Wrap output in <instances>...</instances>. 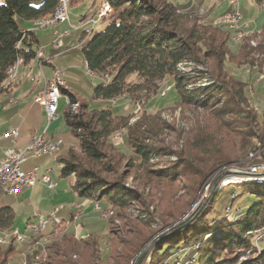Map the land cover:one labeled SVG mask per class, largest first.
Masks as SVG:
<instances>
[{"label":"trees","instance_id":"1","mask_svg":"<svg viewBox=\"0 0 264 264\" xmlns=\"http://www.w3.org/2000/svg\"><path fill=\"white\" fill-rule=\"evenodd\" d=\"M253 1L257 6L264 5V0ZM59 3L0 1V93L9 89L4 88L9 69L21 57L24 64H29L37 56L34 30L21 31L16 16L35 23L53 15ZM104 3L109 7L102 18L105 27L93 32L82 46L86 68L101 79L94 97H124L136 106L161 93V82L169 77L177 101L210 111L236 145L223 148L225 153L223 149L218 152L217 145L205 144L202 137H197L196 145L178 153L170 146L151 142L155 133L141 131L139 125L143 124H129L128 115L91 109L63 87L69 100L64 119L77 144L64 154L59 149L57 161L62 177L74 176L71 187L77 196L93 200L103 210L111 206L114 214L108 223L134 201L142 203V194L125 185L129 171L124 166L135 164L113 143L116 132L127 130L128 144L141 164H150L154 155H176L163 166L148 168L141 184L154 180L175 184L186 177L189 197L180 199L167 213L157 212L136 243H123L127 246L123 251L114 248L101 252L93 233L77 237L72 230L59 235L55 231L52 235L56 236L45 244L47 257L40 264H136L135 257L152 236L180 219L216 172L233 164L242 169L264 164V113L259 108L261 104L264 108V33L257 47H252L248 34L234 44L233 31L223 25L201 23V17L194 15L198 9L184 12L169 0ZM192 62L205 69L194 73L181 70L180 66ZM243 66L250 68L245 76L235 72ZM14 217L12 207L0 208V234L12 230ZM188 221L180 222L177 231L153 246L141 264H264V180L218 184L201 211ZM18 253L13 238L9 244H0V264H9Z\"/></svg>","mask_w":264,"mask_h":264},{"label":"rangeland","instance_id":"2","mask_svg":"<svg viewBox=\"0 0 264 264\" xmlns=\"http://www.w3.org/2000/svg\"><path fill=\"white\" fill-rule=\"evenodd\" d=\"M0 1L3 2L4 0ZM169 1L177 4L184 12L189 9H198L194 15L201 17V23L223 25L224 29L225 27L226 29L232 28L230 29L233 31L232 43H238L245 34L252 37V47H257L258 44L262 42L261 34L264 33V5L257 6L253 0H237V7L243 16V22L249 25H247V29L242 30L239 29L240 26L231 27L229 23L227 24L225 22L224 17L226 16L223 15L233 8L229 0ZM95 6L98 8L100 7L99 0H97L96 3L95 0L69 2L71 22L75 27H71L68 22H62L61 20V22L58 20L56 24H46L43 26V24H36V22L33 23L30 20L16 16L21 28L36 31V35L40 39L39 48L45 49L46 57L52 58L54 68L50 67L45 69L46 74L51 75L52 72H54L53 70L56 69L55 77L58 75V71L62 72V76L66 79L67 87H69L81 100L85 101L91 109H111L114 115H128L130 117L128 122L131 125H136L137 123L143 124L142 126L139 125V129H141V131H153L155 133L153 139L155 140H151V142L155 144L170 146L179 153L185 149L192 148L193 145H196L197 137H202V141L205 144H210L211 142L217 145L218 152L223 148H226L225 150L232 149V147L236 145L234 139L229 134L227 136V132L219 128L210 111L183 106L177 101L178 95L172 84L173 81L172 79L170 80L169 77L161 82V93H157L150 99H145L144 102L136 106L132 105V103L124 97L117 100L96 99L94 97V88L101 79L98 76H93L85 66L81 46H79L81 30L76 28L80 25V16L86 14L92 15L95 12ZM97 14H99V12ZM37 25L46 28H36ZM105 25L106 22L98 21L94 33L101 31ZM56 30L59 32L71 31V35L65 39L64 46L60 49L63 53L62 55H57L59 51L56 50L53 43V33ZM38 53L37 56L39 55ZM38 57L40 59V64H42L43 56ZM256 57H258V55ZM20 67L21 65L19 68ZM180 67L181 70H185L187 73H194L197 70L205 69L203 65L194 62ZM19 68L15 79L17 78ZM235 72L241 74V76H245L246 73L250 72V68L249 66H243L240 69H236ZM35 73H38L37 69ZM170 85L172 88H169ZM44 88L39 93L37 100H39L43 94ZM250 93L253 95V90L250 91ZM32 98L33 95L27 98L26 102H30ZM23 100H25V98L21 99V102H23ZM67 107L68 97L61 93L57 118L47 126L48 122L46 117L41 116L37 122L38 125L35 134L42 135L45 132L53 134L51 140L60 143V154H64L70 146L77 144V140L73 137L64 119V112ZM259 108L261 110L260 112L264 113L262 104ZM11 109V106H6L1 103L0 127L5 125V123L6 125H10L12 123L11 121L16 119L23 120V112L20 113L18 110L14 111ZM112 138L114 145L126 153L127 160L135 164V166L131 164L124 166V168L129 171L125 185L137 189L142 194V203L134 201L128 208L120 210L121 216L115 214L112 223H108V221H110L109 219L114 214V211L110 208L111 206L103 210L100 206H96L93 200L86 206L84 203H88L89 201L77 196L72 190L71 186L74 182V176L62 177L60 172L61 164L59 161L55 160L53 156L48 155L47 157L40 158L37 162L40 164L41 168H53L52 175L57 185L55 184V187L50 189L46 184L40 182L33 188H23L17 193L18 195H25L23 198L24 203L18 207L27 208L23 211H17L14 226L16 229L22 228L25 216L30 212L32 213L33 209L48 213L54 210L55 207L60 206L62 209L60 215L65 216L66 219L60 222L61 218L59 219V216H57L55 220L50 221L43 231L39 233L42 235L37 234L31 239L29 246L27 245L28 243L26 245H20L15 241V236H13L15 229L0 234V237L8 238L6 242H0V244H9L13 238L14 243L20 250V253L13 257L9 264H40V262H43L45 260L44 257H47V251L44 250L45 244L52 241V238L59 235V233H62L64 230L66 231V226H68L71 221L79 228L80 236L85 237L91 233L97 236V242L101 252L108 253L114 248L123 251L126 249L125 247H127L123 243H136L137 237L146 230L147 225H149L148 223H153L154 217H157V212L162 211L163 213H167L179 203L180 199H187L189 197V187L187 185L189 178L186 177L185 180L181 178L180 181L175 184H170L168 182L159 183V181L156 180L144 186L141 184L146 178L148 168L156 169L163 166L169 158L175 160L176 155H154L150 164H141V162H138V158H135L136 154L128 144L127 130L116 132ZM224 149L223 152L225 153ZM2 150L3 149L0 147V157ZM34 161V159H30L29 163H34ZM252 169H255V167L252 166L249 169H242L233 164L223 170L228 172L223 174H221L223 171L216 172L215 175L211 176L209 180L203 184L197 198L193 201L192 205L188 207L186 213L180 219L172 222L169 227L158 230L152 236L135 257L136 263L139 256L148 245L158 241V239L159 241L155 245L163 242L164 239L179 229L177 225L180 222L185 220H189L186 223L191 222L198 212L201 211L218 184L223 185L231 182H241L239 181L241 178L238 180L235 179L240 176L244 177L243 181H254V177L251 179L237 172L251 171ZM256 172L263 174L264 164L258 165L256 167ZM216 179H218L217 183L213 187V183ZM76 212L82 214L90 213L91 218L88 219L85 217L78 219L79 217L77 218V214L69 217L70 213ZM54 232L56 235H52ZM23 256L25 257V261L22 262Z\"/></svg>","mask_w":264,"mask_h":264},{"label":"crops","instance_id":"3","mask_svg":"<svg viewBox=\"0 0 264 264\" xmlns=\"http://www.w3.org/2000/svg\"><path fill=\"white\" fill-rule=\"evenodd\" d=\"M71 1L72 2L73 1L84 2V0H71ZM99 1H100V7H101V4L104 0H99ZM96 2H97V0H95V3ZM100 7L98 8L97 6H95V12L92 15L86 14V15L80 16V19H79L80 25L76 29L81 30V34H80V38H79V43H80L79 46H81V50H82V46H83L84 41L96 29L97 22L102 21V19H99L98 14H97L99 12ZM96 15H97V18H96ZM94 20H95V22H94ZM30 21H32L34 23L35 20H30ZM65 22H68L71 25V27H75L71 22V16H70V19L68 21H65ZM17 23H18V20H17ZM18 26H19V23H18ZM19 29L21 31L31 30V29L21 28L20 26H19ZM34 33H35L36 40L34 42L33 48L37 51V53L40 51L43 52L45 61L41 65L39 57L36 56V58L34 60H32L29 64L22 65L19 68V72H18L17 78L15 79V81L13 83V86H11L7 91L0 93V106H1V103H3V105H6V106H11V108H12L11 110H14V111L18 110V112H20V113L23 112L22 114L24 115V118L22 121L16 119L14 121H11L12 123L10 125L9 124L6 125V123H5V125L1 126L2 128L0 127V130H1V132H0V147L3 149L1 152L2 154L0 157V163H1L2 159L4 158V154H5L4 152H6L5 150H7L8 148H11V147L20 148V147L26 146L28 144V142L30 141V139L36 134V129H37V125H38L37 122L39 121L40 117L41 116L46 117L44 107L41 106L40 104L36 103L35 100H37L39 93L45 87L46 80H50L54 77V75L56 73V69L53 70L54 72H52L51 75L46 74L45 69L50 68V67L54 68L52 58L46 57L45 49L39 48L38 45L40 44V39L36 35L35 30H34ZM53 35H54V42H53L54 47L56 48V50L59 51L57 53V55H62L63 53L60 51V49L64 46L65 39L71 35V31L68 30L66 32H59L56 30V31H54ZM59 35H61L62 45L60 47H57L55 45V41L58 39ZM82 54H83V52H82ZM83 58H84V56H83ZM84 63H85V60H84ZM36 69L38 70L37 74L35 73ZM30 74H31V81L29 79ZM64 80H65L64 88L71 90L69 87H67V82H66L65 78H64ZM31 95H33V98L31 99V101L26 102V99L29 98ZM23 98H25V100H23V102H21V99H23ZM58 111H59V108H58ZM13 129L18 130V136L17 137H13V136L11 137L9 135V133ZM47 134H48V132H47ZM48 136L53 138V134H48ZM47 156L48 155H44L41 157L30 156L28 158V160L24 163L23 169L29 170L35 164V165H39L41 174L44 173L46 170H52V172H53L52 167L43 169V168H41L40 164L37 162L38 159L43 158V157H47ZM30 159H34L35 160L34 163H29ZM38 183H40V182H38ZM41 183H44V182H41ZM56 185H57V182H56ZM33 187H29V188H33ZM24 196H25L24 194H20V195L13 194V195H11V194L0 193V208L3 206L12 207L13 212H14V216L16 217L17 211H23L27 208V207H18L24 203V199H23ZM86 200L89 201L88 203H84L87 206L90 204L91 200H89V199H86ZM95 204H96V202H95ZM96 206H98V205L96 204ZM40 212H41L40 210H34L33 209L32 213L30 212L29 214H27L25 216L22 228H17V229L14 226L15 225V217H14V224H13L12 230L15 229V231H22L24 229L26 223L30 220H34L36 215ZM76 214H77V218L79 217L78 219L85 218V217L88 219L91 218L90 213L89 214H82L79 212L70 213L69 217H72ZM60 218L66 219L65 216H61V215H60ZM66 228L68 230L70 229V230L74 231L76 233L77 237H82V236H80L79 228L77 226H75V224L72 221L68 224V226H66ZM26 244H27L26 242L20 243V245H26Z\"/></svg>","mask_w":264,"mask_h":264},{"label":"bare ground","instance_id":"4","mask_svg":"<svg viewBox=\"0 0 264 264\" xmlns=\"http://www.w3.org/2000/svg\"><path fill=\"white\" fill-rule=\"evenodd\" d=\"M61 7H62V0H60L59 6L57 7V9L55 10L53 15L37 20L36 24L37 23L38 24H43V26L46 25V24H48V25L53 24V23L56 24L58 20H54V18H55V15L58 14L59 9ZM224 18H225V22L227 24L229 23L231 27H233V26L236 27V25H234L233 22H232V16H226ZM230 29H232V28H230ZM239 29H240V27H239ZM38 54H39L38 56H40V57L43 56L42 52H40ZM22 64H24V60H23ZM20 65H21V59H19L17 61V63L14 64L9 69L8 78H7V81H6L5 85H4V88H10L11 85L14 83L15 76L17 74V71H18V68H19ZM47 83H48L47 85L45 84L46 86L44 88V92L41 95V97L39 98V100L43 97L44 93L45 94H53V92L55 91V88L58 87V78H57V76H55L54 78H52L50 80H47ZM57 116H58V113H56V116L54 117L53 120H50V124L57 118ZM17 136H18V132H15V134H13V137H17ZM51 139L52 138L49 137L48 135H46V133H43L42 135H40V134L39 135H34L30 139L28 144L26 146H24L23 148H21V150L20 149H10V151H9V159L5 160V157H4L2 159V161H1V163H0V168H1V171L4 172V176H11V173L14 172L15 170H17V168L22 167L30 156L41 157V156L47 155V153H52L53 152V155H55L54 159L57 160L58 151L60 149V143L54 142ZM4 176H0V188L3 189V190H7V192L5 194H11V195L15 194V190H11L12 189V182H5ZM52 177H53V175H52ZM239 178H241V179H239ZM235 179H237V180L239 179V181H243L244 177L240 176V177H237ZM55 184L56 183H55V181L53 179L50 189L54 188ZM26 185H27V178H19L17 181H15L16 192H20L23 189V187H25ZM57 216L58 215L55 212V210H52V211L46 213V218L47 219H46L45 223H41V227H40L39 231H32L30 234H26L24 236V238L22 239V241H19L18 239H16V237L18 236V231H14L13 232V236H15V240L19 244L21 242H26V243H28L27 245L29 246L30 245L29 242L31 241V239L35 235H37L41 231H43V229L47 226V224L50 221L55 220L57 218ZM26 225L27 226H34V220L28 221L26 223ZM10 235H11V233H10ZM39 235H42V234H39ZM7 239H8L7 237H0V242H6ZM22 259H23V261H25V257L24 256L22 257Z\"/></svg>","mask_w":264,"mask_h":264},{"label":"built area","instance_id":"5","mask_svg":"<svg viewBox=\"0 0 264 264\" xmlns=\"http://www.w3.org/2000/svg\"><path fill=\"white\" fill-rule=\"evenodd\" d=\"M70 1L71 0H62V7L59 9L58 14L55 15L54 20H61L62 22H65L70 19V12H69V2ZM229 3L233 5V8L231 11L227 12L223 16H232V22L234 25L240 26V30L247 29L248 24L243 22V16L241 15L237 7V0H229ZM108 8L109 7L107 6V4L102 2L101 8L99 9V14H98L99 19H102L104 16L107 15ZM36 28H46V27L36 26ZM60 44H62L61 35H59L58 39L55 41V45L57 47H60ZM44 61L45 60H44V54H43L42 64L44 63ZM22 63H23V60L21 57V66H22ZM57 78H58V87L55 88V91L53 92V94L44 93L43 97L40 100H35L36 103L44 107L48 126L50 125V120H53L54 117L56 116V113H58L59 99L61 97V93H63L62 88L65 85V80L60 71H58ZM29 79L31 81V74L29 76ZM47 84L48 83L46 80V85ZM11 86H13V84ZM15 132H18V130L13 129L9 133V135L12 137L13 134H15ZM10 149H20L21 150V147L20 148H16V147L8 148L4 154L5 160L9 159ZM47 155L53 156L55 158V155H53V152L47 153ZM51 172L52 170H46L44 173L41 174L39 165H34L29 170L23 169V166H22L20 168H17V170H15L14 172H12L11 176H4V172H2L0 168V176H4L5 182H12L11 190H15V194L19 193V192H16V188H15V181H17L19 178H27V185L23 188L33 187L38 182H44L49 188H51V183H52V180L54 179L52 177ZM6 192L7 190H3L0 188V193L5 194ZM54 210L60 219V213L62 209H60V206H58V207H55ZM46 219L47 218H46L45 212L38 213L36 217L34 218V226L25 225L22 231H18V236L16 237V239H18L19 241H22V239L24 238L26 234H30L32 231H39L41 227V223H45ZM44 250H45V247H44ZM22 262H23V259H22Z\"/></svg>","mask_w":264,"mask_h":264},{"label":"water","instance_id":"6","mask_svg":"<svg viewBox=\"0 0 264 264\" xmlns=\"http://www.w3.org/2000/svg\"><path fill=\"white\" fill-rule=\"evenodd\" d=\"M22 36H23V32H20V33H19V37H18V39L21 40ZM257 166H258V165L254 166L255 169H252L251 171H237V172L240 173V174H244L246 177H249V178H251V179H252V177H254V180L256 179V180H258V181H263V180H264V173L262 174V173H258V172H256V167H257ZM226 172H228V171H223L221 174L226 173ZM217 180H218V179H216V180L214 181V183H213V187H214L215 184L217 183ZM158 241H159V239H158ZM158 241H155V242L151 243L150 245H148V247H146V248L144 249V251L142 252V254L139 256V259H138V261H137L136 264H141V261L144 259L145 255L148 253V251H149V250H150V249H151V248H152V247H153Z\"/></svg>","mask_w":264,"mask_h":264}]
</instances>
